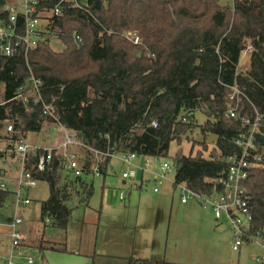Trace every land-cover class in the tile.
I'll use <instances>...</instances> for the list:
<instances>
[{"label":"trees","instance_id":"trees-1","mask_svg":"<svg viewBox=\"0 0 264 264\" xmlns=\"http://www.w3.org/2000/svg\"><path fill=\"white\" fill-rule=\"evenodd\" d=\"M5 1L0 0V7ZM40 1L47 10L57 5L56 0ZM78 3L80 8L62 3L61 16L51 19L59 29L62 52H55L46 41L26 60H0L4 86L0 132L12 123L24 136L37 134L44 122H51L42 114V104L30 105L34 108L26 112L21 102L14 101L18 88L31 76L42 81V101L54 107L59 123L102 153L168 158L170 144L180 145V137L192 131L190 122L199 111L206 118L199 133L215 137L216 154L205 159L198 152L185 156L178 149L171 158L173 186L184 185L208 196L221 191L212 181L224 172V158L239 153L233 140L243 132L242 125L225 118L228 104L236 100L230 102V89L236 88L239 116L261 117L255 143L264 149V0H232L231 6L221 0ZM247 41L252 53L244 76L236 71ZM182 116L185 123L178 121ZM109 161L105 158L100 166L103 178ZM37 179L48 186L40 217L49 218V227L60 237L41 239L36 247L64 253L72 214L69 204L75 196L77 203L87 205L93 186L73 177L59 161ZM243 186L252 215L248 234H264V167L251 171ZM8 196L0 191V207ZM128 264L158 263L130 259Z\"/></svg>","mask_w":264,"mask_h":264},{"label":"built area","instance_id":"built-area-1","mask_svg":"<svg viewBox=\"0 0 264 264\" xmlns=\"http://www.w3.org/2000/svg\"><path fill=\"white\" fill-rule=\"evenodd\" d=\"M57 5L51 10L40 4V0H6L0 7V60L23 58L38 48L41 43L48 41L45 37L47 29H56L52 26L51 19L59 18L62 13V3L71 4L80 8L78 0H56ZM86 7V3L83 4ZM46 39V40H45ZM77 40L80 39L77 37ZM134 43L138 38L134 37ZM251 46L245 45L241 54L247 55L251 52ZM43 84L40 79L33 76L25 80L18 88L14 101L21 102L25 111L30 112V105L42 104V114L51 120L53 133L61 134L58 142L51 144L43 143L45 135L44 126L37 133L40 140L31 143L27 135L15 131L13 124L8 123L4 132L10 143L0 145V191L10 193L13 198L14 217L5 224L10 240L9 253L4 258V264H34V259L25 253L23 246L27 235L20 231L22 218L19 210L31 205L30 192L37 189L41 183L37 175L51 169L56 161L61 162L63 169L73 177H83L87 173L100 177V166L103 163L102 157L118 158L129 171L122 173L124 179H132L135 170L149 171V157H143V165L135 167L134 161L140 157L135 153L110 154L102 153L82 143L75 133L59 123L52 105H45L41 97ZM4 86L0 83V95L3 94ZM238 94H240L238 92ZM2 104V103H1ZM0 104V105H1ZM225 118L239 121L243 132L238 134L233 144L239 149V153L224 158L226 168L224 172L212 182L220 186L221 191L212 192L210 195L194 193L184 185H179L181 203L190 201L198 203L203 209H209L215 220H224L228 223L233 239L231 250L239 253L245 244H252L260 249V253L251 257L253 264H264V234H248L252 215L250 212L249 198L243 184L251 171L264 167V149L255 143V136L260 134V119L255 115L251 120L245 116H239L237 107H232L225 112ZM180 122L185 123L182 116ZM48 122V121H46ZM45 125V124H44ZM156 127V124H152ZM15 137V139H13ZM43 143V144H41ZM9 166L17 168L15 176L11 177ZM170 165L164 162L158 171L152 172V179L155 183L154 192L157 193L161 180L169 172ZM10 188L12 190L10 191ZM49 223V218H43ZM4 225L0 223V233Z\"/></svg>","mask_w":264,"mask_h":264},{"label":"rangeland","instance_id":"rangeland-1","mask_svg":"<svg viewBox=\"0 0 264 264\" xmlns=\"http://www.w3.org/2000/svg\"><path fill=\"white\" fill-rule=\"evenodd\" d=\"M221 4L223 5H232V0H221ZM45 37L48 40L49 46L55 52H62L63 45L59 39V29H52L51 31L47 29L45 33ZM45 39V40H46ZM246 46L250 45V42L247 41ZM244 45V46H245ZM243 46V47H244ZM243 49V48H242ZM241 49V50H242ZM243 51V50H242ZM251 52L247 55L243 53L240 55L239 63L237 66V74L246 75L249 71L250 66V56ZM230 102H232L233 98H236L235 103L228 104V109L232 107H237L238 105V91L236 88L230 89ZM2 103V95H0V104ZM227 109V110H228ZM180 119V117H179ZM178 119V121H179ZM206 121L205 116L199 112H195L194 120H191L190 123H193L194 127L191 132H187L182 135L178 141L180 145L177 144L176 141H173L170 144L168 158H150V168L151 171H158V168L164 162H167L170 165V170L165 174V178L161 180L159 185H156L159 188V193L154 194L152 192L153 181L146 182L143 190L138 192L136 189H132L130 187L131 193L125 197L124 203L125 206L122 209V213H124V220L127 218V213L129 210V206L136 205L137 202H147L154 203L159 199L164 198L163 210H164V223L165 229L164 234L166 240L171 242V246L175 242L182 243L186 242V249H181V252L186 256L188 262H193L191 264H253L251 261V257L260 253V249L257 246L252 244H245L241 247L239 253L233 252L229 245L233 239V233L229 227V225L225 222H221L220 224L216 223V220L209 209H203L198 203L194 201H190L187 203L186 207L189 208L186 214L181 213L179 208L180 205V189L178 186H173L175 168L173 166L171 158L175 155L178 149H181L182 153L185 156L194 157L196 153L202 155L205 159H208L211 155L216 154L215 151V137L213 135H208L203 137L199 133V126L202 125ZM180 122V121H179ZM12 124V123H11ZM44 130L42 131L45 135L42 138L43 143H55L58 142L61 138V134L53 133V124L50 122H44ZM6 126V125H5ZM3 126V129L5 128ZM153 126V125H152ZM3 140H0V145H5L6 143H10L7 140V136L5 135L4 130H2ZM27 140L31 143H37L40 140V137L36 134H28ZM41 143V144H43ZM38 144V143H37ZM113 154V153H112ZM118 153H114L116 155ZM110 161L108 163L107 175L103 178V176L96 177L95 175H84L82 178L86 179L87 182H90L94 188L93 195L91 196L88 202V209L78 206L77 208L72 209L71 220L69 222L70 232L69 236L73 239L74 235L77 233L78 223L83 217V214L94 215L93 213L96 210H100L102 206V202L105 201V191L113 190V189H125L121 183V179L119 177V173L121 167L116 163L113 164L112 161L115 157H109ZM105 157H102L104 161ZM8 171L15 176L17 173V168L13 166H9ZM148 175V174H147ZM145 176V175H144ZM147 178V177H145ZM125 181V180H124ZM130 182V181H126ZM155 186V183H154ZM129 189V188H128ZM31 199V205L29 210H23L19 215L23 218L24 223L28 222L31 219H40V204L42 201L46 200L48 197V186L46 183H39L37 189L30 192L29 195ZM82 198V197H80ZM83 199V198H82ZM72 204L70 206L77 205V201L75 196H73ZM11 198L5 201V204L0 207V222H4L8 219H12L14 217L13 208L10 204ZM173 207V211L171 212L170 208ZM93 212V213H92ZM97 213V212H96ZM99 216V214H98ZM140 217V212L137 214ZM136 216V219H137ZM131 220L135 215H131ZM43 220V219H42ZM128 222V221H126ZM50 223V222H49ZM152 224V222H151ZM134 225V224H133ZM132 225V226H133ZM130 235H134L132 232ZM192 249H195L197 252H200L198 260H193L192 258ZM171 252H174L171 249ZM30 256L34 259V264L36 263V258L38 253L33 250Z\"/></svg>","mask_w":264,"mask_h":264},{"label":"crops","instance_id":"crops-1","mask_svg":"<svg viewBox=\"0 0 264 264\" xmlns=\"http://www.w3.org/2000/svg\"><path fill=\"white\" fill-rule=\"evenodd\" d=\"M0 140H3L2 133H0ZM143 161V157H138L134 161V166L141 167ZM114 163L121 167L119 177L125 189H107L105 191V201L102 202L100 210H96L97 213L92 212L94 215L83 214L73 239L69 236V225L71 223L67 226L66 252L39 251L36 247L39 240H57L58 236L60 237L59 232L50 228L49 223L44 224L41 217V219H31L26 223H24L22 218V224L19 228L20 231L27 235L23 250L27 255H30L33 250L38 253L35 264H128L130 259L148 260L158 264L193 263L188 262L186 256L181 252V249H186L185 241L182 243L175 242L171 246V242L165 238L164 198L152 204L144 201L137 202L133 206L130 205L127 218L124 220L122 209L125 206V197L131 193L130 187L138 192L142 191L146 182L153 181L152 172L151 168H149L148 172L137 169L132 179H124L121 175L129 171V169L118 158L113 159L112 167ZM10 175L13 177L11 173ZM154 188L153 183L152 192L158 194L159 190L155 193L153 191ZM11 190L12 188H10ZM10 198V204L13 208V198L9 193L7 199ZM4 204L5 202L1 207ZM186 205L187 203L183 204L180 200L179 208L183 214H186L189 210ZM78 206L88 209V204L79 203L71 206V208L74 209ZM29 208L30 206L22 208L19 213L23 210H29ZM170 210L172 212L173 207ZM138 212H140V217L137 216ZM131 215H135L133 220H131ZM12 219L0 222L4 225L0 233V264H4L3 260L9 253L10 240L5 224H8ZM221 222L225 221L216 220L217 224ZM132 232H134V235H130ZM229 245L231 247V242ZM171 249L174 252H171ZM192 252L193 260H198L200 252L195 249H192ZM201 264L204 263L201 262Z\"/></svg>","mask_w":264,"mask_h":264},{"label":"water","instance_id":"water-1","mask_svg":"<svg viewBox=\"0 0 264 264\" xmlns=\"http://www.w3.org/2000/svg\"><path fill=\"white\" fill-rule=\"evenodd\" d=\"M137 56L140 57V54H138Z\"/></svg>","mask_w":264,"mask_h":264}]
</instances>
